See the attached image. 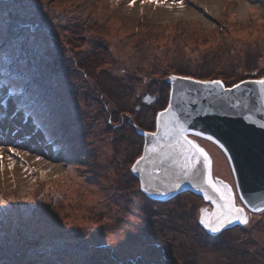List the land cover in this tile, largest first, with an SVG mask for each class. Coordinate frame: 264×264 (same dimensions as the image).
Listing matches in <instances>:
<instances>
[{
    "label": "rangeland",
    "instance_id": "1",
    "mask_svg": "<svg viewBox=\"0 0 264 264\" xmlns=\"http://www.w3.org/2000/svg\"><path fill=\"white\" fill-rule=\"evenodd\" d=\"M149 4L172 9L158 15L141 0H0V196L8 214L0 264H264V209L243 203L249 224L212 232L200 222L204 205H215L205 194L157 199L133 172L175 73L221 81L264 74V0ZM190 6L195 13L183 12ZM7 54L21 67L7 72ZM37 66L30 96H9L24 86L23 70ZM144 91L159 96L145 102ZM41 92L50 96L38 109L18 107L37 104ZM61 120L74 130L72 152L57 149ZM192 136L211 160L217 150L225 156L228 174L213 162L212 171L236 186L222 149Z\"/></svg>",
    "mask_w": 264,
    "mask_h": 264
},
{
    "label": "water",
    "instance_id": "2",
    "mask_svg": "<svg viewBox=\"0 0 264 264\" xmlns=\"http://www.w3.org/2000/svg\"><path fill=\"white\" fill-rule=\"evenodd\" d=\"M175 76H191L194 80L171 79L169 100L165 108L169 104H172L174 108L178 106L180 118L186 122L189 139L193 140L192 134L197 135L202 132L204 135L200 136L205 138L212 136L214 137L213 142L216 143V140H219L224 145L221 148L216 143L228 159L236 186L220 172L212 171L213 177L233 186L238 205L243 207L245 205L250 211H259L257 208L264 209V204L261 203L264 200V128H261L259 124L260 121H264V111L256 110L260 106L259 85L240 84L241 81L264 78V74L226 80L223 81L222 86L202 85L195 82L215 79L181 73H175ZM234 84H240V87L233 88ZM252 89L257 91H249ZM181 94H183V101H181ZM158 96L159 93L151 94L144 91L142 98L145 102H151ZM165 108L158 112L156 126L144 130V135L149 132H159L163 136L159 127L162 123L159 113ZM196 142L201 145L198 141ZM153 143H157V140L149 136L146 139L142 156L146 155L145 148ZM159 143L163 145L166 140H161ZM204 149L210 157V151ZM165 152H168L167 148H164L159 156H163ZM140 157L138 156L137 160ZM179 159V156H174V159H165L163 163H160L158 156L153 154L151 160H145L138 166V170H133V172L139 178L142 189L144 190L145 186L148 187L149 191L146 193L157 199H169L177 192L186 189L198 191L201 194H205L206 190L208 195L213 197L210 202L215 205H204V209L209 210V215L215 213L217 203H223V201L220 200L218 193L204 183L207 173L203 165V157H201V163L197 165L198 171L195 177L184 175L180 169ZM137 160L133 166L136 165ZM153 160L156 161L155 164L151 162ZM176 184L179 186L174 187Z\"/></svg>",
    "mask_w": 264,
    "mask_h": 264
},
{
    "label": "snow or ice",
    "instance_id": "3",
    "mask_svg": "<svg viewBox=\"0 0 264 264\" xmlns=\"http://www.w3.org/2000/svg\"><path fill=\"white\" fill-rule=\"evenodd\" d=\"M142 3L148 2H160V0H141ZM174 3L178 2L180 7H184V0H173ZM135 0H131V4H134ZM171 6V5H170ZM173 80H194L191 76H173ZM198 84L202 85H223L221 80H197L195 81ZM253 83L259 85V97H260V106L256 108L257 111H264V78L252 80V81H241L240 84ZM240 84H234L233 88H239ZM230 91L231 89H227ZM251 92H256V89L249 90ZM181 101H183V94H181ZM162 123L159 127L163 132V136L159 132H149L146 135L153 137L157 140V143H153L150 147L145 148L146 155L141 156L139 160L136 161V165L133 166V170H138V166L145 160H151V156L156 154L158 156L159 162L163 163L165 159H174V156H179V165L180 169L185 176L191 175L195 177L197 174V165L201 163V157H203V165L206 170V179L204 183L210 186L216 193L219 194L220 200L223 203H217V211L209 215V210L204 209V214L201 217L200 222L206 227L209 231L219 232L224 229L227 225L239 222L244 225L249 224V217L245 212V209L242 205H238L236 202V194L233 191V186L223 181L215 179L212 175V160L209 157L208 152L199 145L195 140L188 138L186 127V122L182 121L179 115L178 106L174 108L172 104H169L161 113H159ZM260 127L264 128V121L259 122ZM197 135H204V133H197ZM209 140H213L214 137L207 136ZM166 140V143L161 145L159 141ZM216 143L220 145L221 148L224 145L216 140ZM167 148L168 152H165L163 156H159V153L163 152V149ZM13 151H15L13 149ZM11 160V157H9ZM3 157L0 155V166H2ZM153 164L156 161H151ZM15 161H11L13 166ZM159 170V169H154ZM176 184L174 187H178ZM144 191L148 192L149 188L144 187ZM159 191V189H155ZM205 197L209 200H212L213 197L208 195L205 190ZM247 203H250L246 201ZM264 204V200L261 201ZM257 210H260L257 208Z\"/></svg>",
    "mask_w": 264,
    "mask_h": 264
},
{
    "label": "trees",
    "instance_id": "4",
    "mask_svg": "<svg viewBox=\"0 0 264 264\" xmlns=\"http://www.w3.org/2000/svg\"><path fill=\"white\" fill-rule=\"evenodd\" d=\"M3 59H4V61H3V64H4V66H5V68H6V71L7 72H9V71H14V69H16V68H18V67H21L19 64L17 65V59L19 60V58H17V57H11V55L9 56L8 54L5 56H3ZM54 65V64H53ZM28 66V65H27ZM35 70L36 71H34V72H30V71H28V70H26V72H25V70H23V72L20 74V75H22V74H26V75H28V72H29V76L27 77V76H23L24 78H27L26 80H25V82H24V86H19V87H16V88H12V91H15V93H17L18 95L20 94H22L19 98L22 100V99H24L25 98V96H30V93H31V91H29L30 89H29V86L32 84V82H33V80L35 79V76H37L38 77V75H39V67L37 66L36 68H35ZM38 72V73H37ZM41 75V74H40ZM42 76V75H41ZM28 78H30V80L28 79ZM42 79L44 78V79H46L45 77H41ZM40 78V79H41ZM54 94V96H53V100L55 101V99H56V96H55V94H56V91L55 90H53V93H51V96ZM33 96V95H32ZM35 96V97H34ZM33 96V98H34V101L36 102L37 101V104H35V103H32V102H30V101H24V102H22V104L21 105H23V107H25V109L27 108L28 109V107H30V106H32V107H34V108H37L38 109V107L39 106H42V104L41 103H43V99H42V97L43 96H50V94H45V93H38V94H35ZM42 99V100H41ZM41 101V102H40ZM40 103V104H39ZM52 107V108H51ZM50 108H48L46 111H44V114L42 115V117H41V121L43 122V124H46V123H48V120H49V117L51 116V114H53V111H54V109L56 108V106L54 105V106H51ZM41 109V108H40ZM66 119V118H65ZM68 120V119H67ZM67 120H61V121H58L57 123H58V125H60V128H57L58 130L60 129V135H61V138L62 139H64V140H62V141H59L58 143V146H57V149H59V148H61L62 150H64L65 148H67L68 147V149H70V151L72 152V150L73 149H75V147L73 146V135H71V134H73L74 133V130H72V127H69V125H67ZM68 133V134H67ZM72 144V148H70V146L69 145H71ZM72 149V150H71ZM42 177H44L43 176V174H40V175H38L37 176V178H36V180L35 181H38L39 182V184H41V179H42ZM2 194V193H1ZM6 197V196H5ZM5 197H3V196H0V218H6L7 219V217H8V214L6 213V206H4L5 205ZM8 227H10V226H8ZM1 243V242H0ZM5 249V247L3 248V249H0V251H2L3 253H4V250Z\"/></svg>",
    "mask_w": 264,
    "mask_h": 264
},
{
    "label": "bare ground",
    "instance_id": "5",
    "mask_svg": "<svg viewBox=\"0 0 264 264\" xmlns=\"http://www.w3.org/2000/svg\"><path fill=\"white\" fill-rule=\"evenodd\" d=\"M241 1H242V3H245V0H241ZM147 4H148L147 6L149 7V9L153 10L155 12V14L157 13L158 15L166 13V11H169V9H167V8H171L170 6H167V4H165L163 6H158V7H155L154 5L149 4L148 2H147ZM183 10H184L183 12H187V14L195 13V9L191 6L189 8H184ZM212 160H213L212 161L213 162V168L215 170L218 169V170L224 171L225 174H228L226 158L219 150H217L216 154L214 153V157H212ZM45 167H48V169H53L54 165L49 164L47 166L45 165ZM104 194L105 193H101V196H104ZM251 212H253V211H251Z\"/></svg>",
    "mask_w": 264,
    "mask_h": 264
}]
</instances>
